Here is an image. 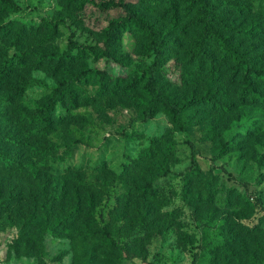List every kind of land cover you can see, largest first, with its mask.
I'll list each match as a JSON object with an SVG mask.
<instances>
[{
    "label": "rangeland",
    "instance_id": "obj_1",
    "mask_svg": "<svg viewBox=\"0 0 264 264\" xmlns=\"http://www.w3.org/2000/svg\"><path fill=\"white\" fill-rule=\"evenodd\" d=\"M8 1L15 8L0 1V201L9 203L0 213V264H76L71 240L41 216L29 218L43 236L39 254L12 248L33 214L25 198L42 191L37 174L74 169L102 191L86 229L105 227L117 244L78 249L83 264H191L195 253L197 264H215L237 224L264 230V107L241 99L243 69L234 62L200 66L198 6L126 0L137 22L118 30L108 59L78 58L74 45H101L108 24L124 16L120 0ZM207 1L238 54L264 67V0ZM146 28L165 42L158 84L190 104L185 131L159 109L141 121V87L155 58ZM93 70L107 80H77L49 122L33 120L62 80ZM202 97L230 106L195 105ZM187 140L200 149L194 173Z\"/></svg>",
    "mask_w": 264,
    "mask_h": 264
},
{
    "label": "trees",
    "instance_id": "obj_2",
    "mask_svg": "<svg viewBox=\"0 0 264 264\" xmlns=\"http://www.w3.org/2000/svg\"><path fill=\"white\" fill-rule=\"evenodd\" d=\"M0 1L15 8L8 0ZM188 4L190 7L198 6L201 15L200 33L196 42L198 53L195 57L198 59L200 66H209L214 70L215 65L219 62L222 64L234 62L236 72L243 69L240 84L244 88V93L241 99L249 98L254 105L259 104L264 107V93L259 90V86H264V67L258 66L251 59H246L243 54H238L229 37L217 29L221 23L211 14L209 1L188 0ZM119 5L124 16L108 24L101 45H74L78 58L82 56L113 58L112 40L115 34L127 24L137 22V16L132 12L128 1L120 0ZM146 29L151 40L148 46L155 54V58L148 68L147 76L141 87L147 96L145 108L141 111V121H150L159 109L166 112L172 122L180 127L182 131H185L188 122L185 110L190 104L180 105L174 102L164 94L162 87L158 84V70L164 56L165 42L160 33L152 32L149 28ZM68 60H71V57ZM93 73L101 79L107 80L106 73L99 70L80 73L75 77L62 80L46 102L32 113L33 120L39 119L42 122H49L56 105L69 96L75 82ZM195 102V105H211L216 110L228 109L230 106L223 100H215L212 97H202L195 100ZM187 141L191 150L192 162L188 170L190 173H194L198 169L197 156L200 154V149L193 142ZM155 149L158 154L161 152L160 148L155 147ZM0 160H2V157H0ZM37 179L41 183L42 191L41 193H30L25 198L29 206L31 204L33 214L29 216L26 214L22 218L24 223L12 246L16 255L34 256L39 254L37 249H41L40 242L43 236L38 232V226L29 219H35L38 216L45 220L48 229L60 232L71 240L73 248L77 249L78 253L76 264H83L85 256L83 257L80 253H82V249H90L93 243H97L99 248H117L113 235L105 227L96 232H90L86 229L88 228L86 221L94 217L93 210L95 209L93 208L96 207L102 191L88 184L84 180L80 169L68 170L63 175L47 173L41 176L37 174ZM141 188L144 189V187ZM9 200L11 202L13 199ZM238 202L240 204L241 201ZM7 204L9 203L5 202V199L2 202L0 201V213L6 210L4 208ZM236 226L237 230L228 233L224 237L222 245L217 248L218 253L215 255V264H263L264 230L242 224ZM198 260L199 256L195 253L191 264H197Z\"/></svg>",
    "mask_w": 264,
    "mask_h": 264
}]
</instances>
